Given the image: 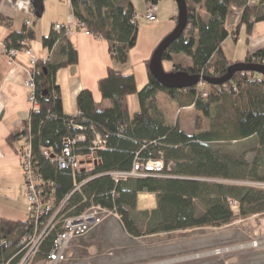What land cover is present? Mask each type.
Returning a JSON list of instances; mask_svg holds the SVG:
<instances>
[{"label":"trees","instance_id":"1","mask_svg":"<svg viewBox=\"0 0 264 264\" xmlns=\"http://www.w3.org/2000/svg\"><path fill=\"white\" fill-rule=\"evenodd\" d=\"M74 17L97 39L108 43L113 59L126 63L129 49L136 45L137 15L132 0H70ZM147 5H158L161 0H144ZM232 7L242 9L238 27L230 34L227 20ZM188 26L183 35L164 53V60L174 55H185L191 65H175L171 72L186 71L202 77H222L232 62L222 45L230 36L235 39L242 27L251 35L256 24L264 22V0L249 4V0H187ZM201 9V11L199 10ZM33 10V9H32ZM175 24L177 17L173 18ZM12 28V21L0 14V28ZM35 39L32 26L12 31L5 44L20 48L23 42ZM43 46L59 49V62H38L35 69L38 110H32L23 129L8 137L18 153L29 143L35 173L56 195L58 203L68 200L64 212L79 216L91 206L115 211L124 230L133 238L159 233L221 227L234 219L230 200L235 201L241 218L264 214V189L224 182H254L264 184V76L236 73L231 81L221 86L209 85L207 97L198 96L196 86L186 90H168L149 72V82L138 90L134 75H124L109 67L98 87L103 100L111 103L100 109L89 90L77 97L78 113L66 115L60 87L55 82L58 70L78 63V52L61 33L53 31L42 40ZM244 62L264 64V48L249 55ZM260 78V81H257ZM255 79L254 81H250ZM237 91H220L225 87ZM138 94L140 110L130 113L127 97ZM162 93L163 98H158ZM183 109L192 110L194 131L182 130L177 117ZM85 143L78 144L76 154L89 153L94 129L106 141L97 152L101 165L90 174L74 176L71 168L59 169L42 152L52 148L61 154L64 140L81 133ZM255 140L254 154L248 161L245 155L236 156L224 148L234 143ZM135 162H163L161 172H146L140 177L116 183L112 172H129ZM85 181V183H83ZM75 184L81 186L75 191ZM155 195L157 207L152 212H138L140 194ZM31 230V221L0 218V242L6 245L0 259L16 252L19 239ZM55 232L44 242L48 252Z\"/></svg>","mask_w":264,"mask_h":264},{"label":"rangeland","instance_id":"2","mask_svg":"<svg viewBox=\"0 0 264 264\" xmlns=\"http://www.w3.org/2000/svg\"><path fill=\"white\" fill-rule=\"evenodd\" d=\"M47 1L50 0H45V12L41 19H37L33 12L31 18L35 23V28L37 25L45 30L49 27L50 21H48L46 13ZM136 1L138 3L135 5ZM132 2L138 24L136 45L129 49L126 63H120L113 59L110 53L109 59L124 75L135 74L140 86L139 90H142L149 82L145 60L150 63L152 52L159 44L157 41L162 40L158 39L159 34L157 33H169L175 28L176 24L173 18L178 17V6L175 0H161L157 7V19L149 22L145 19V1L132 0ZM199 10L201 11V9ZM241 16L242 9L232 7L227 20V28L230 31L233 32L238 27ZM260 23H263L261 24L263 29L260 31L263 33L264 22ZM246 35L245 27H242L239 41H235L234 37L230 36L233 38L226 46L228 50L224 49L229 58H231L232 52L240 56L246 51ZM93 37L95 36L93 35ZM44 61L47 60L42 62ZM38 62L40 61L38 60ZM175 65L187 67L191 65V62L183 54L174 55L173 60L163 61L166 72H171ZM144 75L147 81L142 84ZM163 97L162 93L158 95L160 99ZM127 100L130 113L133 114L140 110L137 93L129 95ZM97 104L100 109H107L111 106V103L103 100L102 97L97 100ZM177 117L189 132L194 131L192 110L183 109L178 112ZM255 146V140L251 139L242 143H234L224 149L236 156L245 155L246 159L250 161L254 155L252 149ZM224 183L264 189V184L249 181H226ZM23 193L27 205L24 190ZM113 212L110 215L99 213L101 223L83 237L73 240L61 264H264V214L241 218L238 206L233 211L234 219L221 227L208 226L133 238L124 230L121 217L115 211Z\"/></svg>","mask_w":264,"mask_h":264},{"label":"crops","instance_id":"3","mask_svg":"<svg viewBox=\"0 0 264 264\" xmlns=\"http://www.w3.org/2000/svg\"><path fill=\"white\" fill-rule=\"evenodd\" d=\"M134 3L136 5L138 1ZM252 3L259 4L260 0H252ZM144 6L147 9L146 2ZM46 13L48 21H50L49 27L45 30L37 25L35 28V23L31 18L33 15L31 0H0V14L12 21L11 29L0 28V218L14 221H25L29 214H27V205L23 193L24 177L20 157L13 145L8 142V137L23 129L24 123L29 120L33 110L28 99L29 90L25 85L31 65L29 58L23 53L15 57V64L10 65L4 42L12 31L22 30L26 26V22L30 21V26L35 32V39L27 44L35 57L40 62L43 60H49L52 63L61 61L63 57L59 49L62 43L49 50L43 46L42 40L52 32L53 26L57 23L68 26L77 24L71 1H47ZM261 24L263 23L254 26L249 41H247L248 36L246 35V51L242 55L237 56L232 52L231 58H229L228 54L225 53L226 50L224 51V49L233 37H229L223 43L222 50L232 63L244 62L249 55L264 48V32H260L263 29ZM169 33H157L159 34L158 39H163ZM67 39L78 52V63L58 70L55 74V82L60 87L64 113L74 116L78 113L76 104L78 95L83 90H89L97 102L101 97L98 87L99 81L106 77L109 67L119 69L109 59L108 43L105 40L87 36L84 32H74ZM233 39L239 41L240 32L237 38ZM161 41H157V44ZM226 49L228 50V48ZM146 81L145 75L144 78L142 76V84ZM137 87L139 90L138 82ZM179 124L183 131L192 134L180 121ZM156 207L155 195L143 193L138 196V212L150 213Z\"/></svg>","mask_w":264,"mask_h":264},{"label":"built area","instance_id":"4","mask_svg":"<svg viewBox=\"0 0 264 264\" xmlns=\"http://www.w3.org/2000/svg\"><path fill=\"white\" fill-rule=\"evenodd\" d=\"M252 0H249V4ZM157 5L148 4L145 14V19L149 22L157 19ZM27 26L31 25L30 21L26 22ZM53 31L61 33L68 37L74 32L83 31L88 36H93L87 29L85 24L77 22L75 26H68L57 23L53 26ZM6 47V54L9 59V64H15V57L18 54H25L30 61L29 77L25 82L29 90V102L32 104L33 110H38L39 105L36 100V84L35 72L38 64V59L33 54L31 48L26 42L22 43L20 48ZM48 62L44 61L43 64ZM261 64V63H257ZM251 79L250 81H254ZM260 81V78L257 80ZM209 85L205 82H200L196 86L197 95L207 97L209 95ZM238 87L233 86L232 89L225 87L220 91H237ZM81 133L75 137H68L64 140L65 148L61 154L56 153L52 148H43V154L57 165L59 169L71 168L73 175L90 174L101 165V160L97 152L103 150L106 146V141L100 133L91 129L93 139L89 147V153L76 154L78 144L85 143L87 135L84 133L83 127H77ZM20 157L22 173L24 177V192L27 200V211L31 221V230L25 233L16 244V252L8 258H1L0 264H61L73 240L83 237L91 230L96 228L101 223L99 213L113 214L112 210L102 208L101 206H91L79 216H68L64 212L66 202L69 197L61 203L57 202L56 195L49 185L35 173L34 159L29 143H25L24 148L17 153ZM164 169L163 162H148L142 164L135 162L133 168L129 172H112L111 178L116 182L127 181L130 178L140 177L146 172H161ZM85 183V181L83 182ZM74 190L78 191L81 186L75 184ZM232 211L238 208V204L230 200ZM98 211V213H95ZM55 232L53 244L48 252L43 251V245L46 239ZM6 245V241L0 242V251Z\"/></svg>","mask_w":264,"mask_h":264},{"label":"water","instance_id":"5","mask_svg":"<svg viewBox=\"0 0 264 264\" xmlns=\"http://www.w3.org/2000/svg\"><path fill=\"white\" fill-rule=\"evenodd\" d=\"M178 6V17L175 28L162 39L154 50L149 63V72L165 89L186 90L197 86L201 81L211 86H221L231 81L236 73H257L264 76V65L237 62L229 66L222 77H202L191 75L186 71L166 72L163 67V55L166 50L177 41L188 26L187 0H175ZM45 0H31L33 12L37 19H41L45 12Z\"/></svg>","mask_w":264,"mask_h":264},{"label":"bare ground","instance_id":"6","mask_svg":"<svg viewBox=\"0 0 264 264\" xmlns=\"http://www.w3.org/2000/svg\"><path fill=\"white\" fill-rule=\"evenodd\" d=\"M254 246V245H253Z\"/></svg>","mask_w":264,"mask_h":264}]
</instances>
